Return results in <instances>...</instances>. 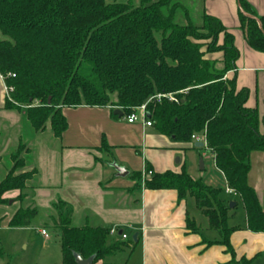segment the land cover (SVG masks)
Here are the masks:
<instances>
[{"label":"trees","instance_id":"trees-1","mask_svg":"<svg viewBox=\"0 0 264 264\" xmlns=\"http://www.w3.org/2000/svg\"><path fill=\"white\" fill-rule=\"evenodd\" d=\"M239 2L248 8L245 0ZM180 11L187 24L177 21ZM242 28L248 45L264 53V19L242 17ZM0 34V74L13 90L6 109H26L27 124L35 134L50 126L61 139L68 129L63 108L111 107L124 117L159 94H174L177 103L149 104L148 120L178 143L206 136L217 171L241 200L246 224L230 227L231 203L221 198L223 190L194 180L185 170L153 174L145 188L177 191L180 200L193 198L221 238L208 246L226 247L230 264H254L246 258L237 261L230 239L241 230L264 234V210L248 183L250 157L264 153V119L247 107L249 90H238L235 78L226 79L236 70L239 52L234 36L218 19L204 15L197 27L175 0H0ZM215 53L224 54L222 68L206 59ZM23 146L12 156L17 164ZM20 164L0 183V206L9 203L8 193L20 192L16 203L26 199L24 192L37 170L17 176L26 166ZM55 209L61 264H76V255L106 264L136 246L134 241L109 244L110 231L102 227H74L73 209L64 202ZM37 216V209L20 208L8 226L30 228ZM5 220L0 218V225ZM188 228L196 231L194 223L188 222Z\"/></svg>","mask_w":264,"mask_h":264},{"label":"crops","instance_id":"crops-1","mask_svg":"<svg viewBox=\"0 0 264 264\" xmlns=\"http://www.w3.org/2000/svg\"><path fill=\"white\" fill-rule=\"evenodd\" d=\"M245 2L248 7L246 9L242 8L239 0L178 1L186 10L192 11L190 14L193 18L189 17V20H195L196 17L200 25L204 15H209L218 19L234 36L239 59L236 70L228 73L226 79L235 78L238 90H249L247 107L256 109L263 120L264 53L257 52L248 45L246 30L242 28V17L264 19V0ZM195 14L197 16L194 17ZM184 21L187 24V20ZM220 41L223 42V37ZM206 59L217 61L218 68H222L224 54H207ZM7 98L6 84L0 74V159L11 149H14L12 154L17 153L20 144L31 147L37 137L32 136L29 140L23 138L22 125L27 122L26 113L7 110ZM115 110L111 107L87 106L63 108L68 129L62 138L56 139L50 126L43 133L57 142L56 148L44 147L43 151L47 152L51 166L56 165L58 170L56 174L48 176V183L41 187L34 181L39 177L40 170L31 162V169L37 170L32 180V189L36 191L33 202L37 204L46 201L52 207L60 201L64 202L73 209V223L76 218L83 217L86 226L109 230V240L115 236L122 239L120 233L125 235L123 229L137 235L136 246L126 258L119 257L125 255L122 252L107 259L106 264H230L232 257L227 253L226 247L218 244L208 246L209 242L216 243L221 238L218 232L210 228L209 220L197 208L193 198L180 200L177 191H153L145 188L147 172L180 174L185 170L194 180L203 181L202 177H192L188 167L193 169L199 162V171H205V165L201 170L200 160L204 151L210 152L207 146L196 148V145L201 144L197 141L190 144L178 143L161 134L155 126L147 127L142 121L129 124L127 116L116 118ZM11 120L17 126L12 132L15 139L9 140L3 130H6V121ZM260 132L264 134V123L260 126ZM211 155L214 161V156L212 153ZM117 168L123 169L127 176L121 177ZM220 175L226 185V195L235 198L231 201L224 200L234 203L235 207L236 203L243 207L236 194L227 193L229 188L222 174ZM215 183L207 185L220 189ZM248 183L256 191L264 210V153L256 152L250 157ZM19 195L20 192L8 193L5 199L9 200L13 196L17 198ZM235 207L231 209L229 226L243 227L246 216L243 224H236ZM17 211L3 217L6 218L3 223L8 229V224ZM188 222L195 224L196 231L188 228ZM21 230L26 229L17 231ZM114 230L118 231L117 235H111ZM212 232L217 235H211ZM127 241L129 238L122 239V242ZM117 242L111 241L109 244ZM230 242L237 261L246 258L253 260L254 264H264V234L241 230L231 236Z\"/></svg>","mask_w":264,"mask_h":264},{"label":"rangeland","instance_id":"rangeland-1","mask_svg":"<svg viewBox=\"0 0 264 264\" xmlns=\"http://www.w3.org/2000/svg\"><path fill=\"white\" fill-rule=\"evenodd\" d=\"M176 1L178 2L180 0ZM134 2L136 4H139V0H134ZM191 12V10H188L189 17H192V15L190 14ZM195 16L197 15L195 14L194 17ZM195 20H192L193 24L195 23V26L201 27L202 24L198 25L200 21L198 22L197 20ZM177 21L180 22V24L182 25L185 24L183 12H178ZM24 112H26V109L24 110ZM4 126L6 127V130H3L4 135H7L6 139H15V134L12 132H14L13 129H15L17 124L11 120L6 121V124ZM22 128H24L23 138L25 140L31 139L32 136L37 137L33 140L34 142L32 143L31 147H28V145L23 146L22 152L18 154L17 160L19 161V164H17L15 160H12V156L16 155V153L12 154L14 149H11L8 154H5L3 158L0 159V183L6 178L10 170H12L14 167L17 168L18 166H21V161H24V164L26 163V166L22 170H17L16 175L20 176L25 173H28L30 175V173L33 171L31 169V162L33 161L34 164H36V168L40 170L39 177L34 180L36 181L35 184L44 187L45 184L48 183V176L56 174L58 168L54 164L51 166L48 161V154H46L47 152H44L43 150L46 147L56 148L57 144L55 143L57 142H54L53 138L48 134H35L29 124H27V122L22 125ZM187 156L188 163H190L189 153H187ZM201 158L204 161L205 171H199L198 162V166L196 164L193 169L191 168V166L188 167L191 176L195 178L202 177L203 182L206 185L211 182H216V186L223 190L221 197L222 199L230 201L232 199H235L234 197L226 195L225 182L223 181L220 173L216 169L211 153L208 151H204V154ZM28 186L29 189L24 192L26 199L23 202L16 203L15 200L18 197L14 198L13 196L9 198V203L6 206L0 207V218L13 215L14 212L17 211L19 208L24 210L37 209L38 216L33 221L31 227L26 230L15 231L8 229L4 223L0 225V244L4 254L3 257H0V264H61L62 254L60 246V235L59 230L56 227V223L59 218V213L55 209V205H53L52 207L51 204L46 201H42L35 204L33 202V196H36V191H33L32 189V180L28 183ZM235 213L237 214L235 223L238 225L243 224L245 212L240 204L235 210ZM86 225L87 224L83 221V217L76 218L73 223V226L77 227ZM42 230H45L47 232L48 238H45L41 235ZM123 231L125 232V235L129 238V241L127 242L133 241V237L135 234H133L128 229H123ZM211 235L217 234L215 232H212ZM118 240L122 242V239L120 237L118 238V236H115L114 238H112V240H109V242H117ZM129 252V250H126L125 252H123L125 253V255L122 254L119 257L121 259L123 257L126 258V255H128Z\"/></svg>","mask_w":264,"mask_h":264},{"label":"built area","instance_id":"built-area-1","mask_svg":"<svg viewBox=\"0 0 264 264\" xmlns=\"http://www.w3.org/2000/svg\"><path fill=\"white\" fill-rule=\"evenodd\" d=\"M9 77H15V76H11L10 75ZM3 79L5 81L4 77H3ZM6 90H7L8 96L13 91L12 89L8 88L7 86H6ZM165 100L177 103V100H176L174 94H169V95L159 94V95L149 99L144 105H142L141 107L135 109L131 115L127 116L128 123L129 124H134V123H138V122L142 121L147 127H153L154 126L153 122L148 120V110H147L148 106L151 103L162 104ZM192 140L193 141H197V142H201V143H203L204 145L207 146L206 136L204 134H202V135H194L192 137ZM152 175H153L152 172H147L146 175H145V180H147L148 178H151ZM227 193L235 194V192L233 190H231V189H228ZM117 234H118L117 230H114V231L111 232V235H117ZM41 235L46 237V238H48V234H47L46 231H42ZM122 239L123 240H127L128 237L126 235L122 234Z\"/></svg>","mask_w":264,"mask_h":264},{"label":"water","instance_id":"water-1","mask_svg":"<svg viewBox=\"0 0 264 264\" xmlns=\"http://www.w3.org/2000/svg\"><path fill=\"white\" fill-rule=\"evenodd\" d=\"M250 18H251V17H250ZM49 103H50V101H49ZM114 115H115V116H118V117H120V118L123 117V113H122V111L119 110V109H116V110L114 111ZM197 147H201V148H203V147H204V144L201 143V144H199V145H196V148H197ZM200 166H201V170H203V169H204V161H203V159L200 160ZM117 171H118V173L120 174L121 177H126V176H127V173H126L123 169H121V168H117ZM234 207H235V204L232 203V204L230 205V208L233 209ZM120 235H122V232L120 233ZM133 241H134V242H137V235L134 236ZM75 260H76V264H94V261H95L94 257H92V258H90V259H88V260H84L82 257H80V256H78V255L75 256Z\"/></svg>","mask_w":264,"mask_h":264}]
</instances>
